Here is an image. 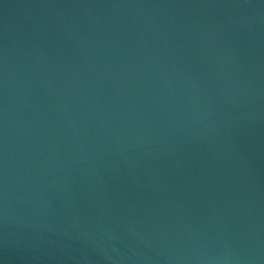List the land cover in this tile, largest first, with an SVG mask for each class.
<instances>
[{
	"label": "water",
	"instance_id": "1",
	"mask_svg": "<svg viewBox=\"0 0 264 264\" xmlns=\"http://www.w3.org/2000/svg\"><path fill=\"white\" fill-rule=\"evenodd\" d=\"M0 264H264V0H0Z\"/></svg>",
	"mask_w": 264,
	"mask_h": 264
}]
</instances>
